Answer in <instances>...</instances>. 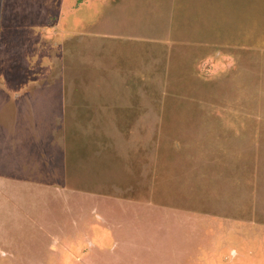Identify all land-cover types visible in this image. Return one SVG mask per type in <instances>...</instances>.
Instances as JSON below:
<instances>
[{
    "label": "crops",
    "instance_id": "1",
    "mask_svg": "<svg viewBox=\"0 0 264 264\" xmlns=\"http://www.w3.org/2000/svg\"><path fill=\"white\" fill-rule=\"evenodd\" d=\"M115 1L121 5L127 0ZM87 2L75 0L68 9L76 14L88 6ZM197 6L204 11L176 10L163 15L165 28L161 32H129L131 39L120 38V48L136 47L129 43L152 49L188 48V58L196 49L246 48L247 43L220 41L221 34L214 28L194 25L181 28L170 17L191 21L195 16L202 20L264 16V0H199ZM84 22L72 20L76 27L85 26L83 30H88L90 26ZM140 28L147 27L140 24ZM198 55L203 52L198 51ZM216 56L217 61L219 50ZM191 75L204 85L203 77ZM67 77L69 88L29 89L7 93L6 104L0 100V220H7L14 211L23 221L36 225L42 239L55 240L81 225L97 224L111 231L114 246H103L102 238L98 245L87 237L90 245L86 253L101 254L103 250L107 256L120 255L122 262L142 255L158 257L159 264H220L219 251L222 247L232 251L230 241L236 235L237 225L248 228L254 224L246 210L250 203L247 195L239 204L233 197L238 191V181L243 184L249 179L253 159L263 157V151H257L259 146L253 147L251 119L233 118L243 107L244 111H250L249 108L205 105L204 114L209 119L213 117L208 115L216 112L212 114L213 129L204 122L189 121L176 127L171 121L175 117L174 107L156 100L164 88L161 92L149 88L120 89L116 95L118 102L97 103L98 106L92 107L87 103V89L74 88L73 76ZM120 96L126 98L120 102ZM9 107L13 121L5 116ZM222 111L233 114L229 112V119H223ZM248 115L245 113L246 118ZM110 128L115 129L114 135L109 134ZM87 129H95L98 137H87ZM103 134L107 137L106 146L96 141L102 140ZM20 151L31 160L28 165L27 160L23 165L21 159H16ZM26 167L29 171L35 167L38 170L33 182L19 177L21 172L30 173ZM14 171L20 173L13 174ZM207 177L214 182L206 181ZM205 183L213 187L227 183L231 193L228 200L221 201L216 196L209 209L198 199L181 203L180 188L201 190ZM26 184L40 189L42 197L52 198L50 203L39 202L42 208L51 209L43 217L34 218L24 212L19 193ZM174 188L177 193L168 201L158 200L154 194L165 197L161 193ZM70 199L75 203H69ZM83 202L87 205L80 204ZM77 207L81 214L76 212ZM233 209L241 212V216L233 213Z\"/></svg>",
    "mask_w": 264,
    "mask_h": 264
},
{
    "label": "rangeland",
    "instance_id": "2",
    "mask_svg": "<svg viewBox=\"0 0 264 264\" xmlns=\"http://www.w3.org/2000/svg\"><path fill=\"white\" fill-rule=\"evenodd\" d=\"M74 1L0 0V100L6 104L7 93L29 89L49 86L69 88L67 75L71 74L74 88L87 89V103L92 107L98 106L97 103L118 102L116 95L120 89L139 91L149 88L161 92L164 88L156 100L174 107L175 117L171 121L173 125H178L176 127L189 121L204 122L213 129L214 112L208 115L213 117L209 119L204 114L205 105L246 106L250 111H244L243 107L233 118L251 119L254 125L251 128L253 147L259 146L257 151L262 150L263 157L253 159L249 179L243 184L238 181V191L234 193V187L233 197L239 204L240 199L247 195L250 203L246 210L250 212L254 224L248 228L238 224L236 235L230 241L232 251L227 252L222 247L219 258L220 264H264V16L205 17L204 20L195 16L191 21L170 17L181 28L193 25L214 28L221 34L220 41L248 44L246 48L196 49L188 58V48H141L134 43L127 45L136 47L120 48V38H130L129 32L132 31L161 32L165 28L163 15L176 10L180 13L197 8L204 11L197 6L199 0H127L121 5L115 0H80V3L88 1V6L73 14L68 8ZM77 18L85 21L82 24L90 26L88 30H83L85 26L73 25L72 20ZM140 24L147 28H140ZM218 50L220 57L216 61ZM198 51H202L203 55H198ZM191 73L203 77L204 85ZM218 74L220 77L216 78ZM125 98L120 96V102ZM229 112L233 114V111ZM229 112L222 111V118L229 119ZM245 113L251 115L246 118ZM5 116H8V121H13L10 107L6 109ZM18 120L21 119L18 117ZM108 132L114 135L115 129L110 128ZM86 134L87 137H98L95 129H87ZM106 139L103 134L102 140L97 138L96 141H102L106 146ZM26 158L20 151L16 159H21L23 165L27 160L28 165L31 160ZM26 170L29 175L17 171L13 174L20 173V178L23 176L33 182L38 176L37 168L29 171L26 167ZM208 178L212 177H207L206 181L214 182ZM227 186V183L218 187L205 183L201 190L189 191L182 187L180 201L184 204L198 199L209 209L216 196L221 201L228 200L231 193ZM176 189L161 193L165 197L154 194L158 200L168 201L177 193ZM41 193L40 189L28 184L20 189L23 210L28 216L43 217L51 211L42 208L39 202L45 200L50 203L52 198H44ZM68 202L75 203L72 199ZM83 203L80 204L87 205V202ZM60 204L61 201L56 202L55 208ZM76 212L81 214V209L77 207ZM232 212L241 216L237 209ZM35 226L20 219L14 211L7 220H0V264L160 263L155 256L140 255L137 259L141 262L136 257L123 259L122 262L120 255L107 256L103 250H100L101 254H87L86 249L90 245L87 237L98 245L102 238L103 246H114L111 231L97 224L81 225L59 240L51 237L42 239Z\"/></svg>",
    "mask_w": 264,
    "mask_h": 264
}]
</instances>
